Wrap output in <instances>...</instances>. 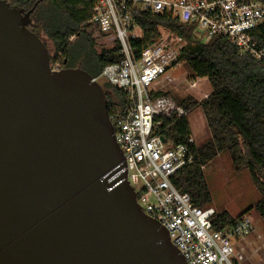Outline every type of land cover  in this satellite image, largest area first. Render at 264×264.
Masks as SVG:
<instances>
[{
	"label": "water",
	"instance_id": "95a60500",
	"mask_svg": "<svg viewBox=\"0 0 264 264\" xmlns=\"http://www.w3.org/2000/svg\"><path fill=\"white\" fill-rule=\"evenodd\" d=\"M0 0V264H185L126 180L101 85L50 70Z\"/></svg>",
	"mask_w": 264,
	"mask_h": 264
},
{
	"label": "built area",
	"instance_id": "2783aa9c",
	"mask_svg": "<svg viewBox=\"0 0 264 264\" xmlns=\"http://www.w3.org/2000/svg\"><path fill=\"white\" fill-rule=\"evenodd\" d=\"M145 15L176 20L203 43L223 37L240 54L264 62V49H258L251 36L264 22V7L259 0H95L89 21L99 34L112 35L117 42L118 61L105 66L92 81L121 94L122 101L110 100L108 119L123 155L126 180L142 212L168 232L185 264H239L232 239L253 233L249 215L217 230L213 212L194 206L171 184V178L192 163L190 146L195 145L191 138L173 144L165 133L170 123L186 116L181 106L163 95L164 87L174 82L185 41L171 29L157 26L150 42H143L147 33L137 20ZM50 70H62L60 60L50 64ZM196 87L197 82L190 81L189 88Z\"/></svg>",
	"mask_w": 264,
	"mask_h": 264
},
{
	"label": "trees",
	"instance_id": "16d2710c",
	"mask_svg": "<svg viewBox=\"0 0 264 264\" xmlns=\"http://www.w3.org/2000/svg\"><path fill=\"white\" fill-rule=\"evenodd\" d=\"M5 1L24 11L35 7L30 30L46 48L48 44L52 47L54 56L50 64L58 57L62 69L80 68L95 78L105 66L118 61L114 36L99 34L89 23L95 0ZM259 1L264 7V0ZM137 22L147 33L145 43L150 42L157 26L182 36L185 44L179 63L184 66L187 78L191 81L205 78L210 86L206 98L194 101L188 96L179 104L186 114L194 108L201 110L209 138L199 146H190L192 163L171 178L172 186L188 195L194 206L210 209L211 196L203 169L219 154L227 153L235 170L248 172L259 199L237 218L225 212L217 215L213 220L215 229L230 228L236 219L252 210L264 225V62L240 54L223 37L216 36L203 43L196 39L192 29L167 17L145 15ZM251 36L257 48L264 49V22L252 30ZM102 87L107 110L110 100L122 101L120 92L105 84ZM186 116L170 123L165 132L173 144L187 143L190 138ZM166 126L164 122L163 127Z\"/></svg>",
	"mask_w": 264,
	"mask_h": 264
},
{
	"label": "rangeland",
	"instance_id": "374dc122",
	"mask_svg": "<svg viewBox=\"0 0 264 264\" xmlns=\"http://www.w3.org/2000/svg\"><path fill=\"white\" fill-rule=\"evenodd\" d=\"M47 50L49 58H52L54 51L49 44ZM57 60L60 59L57 57ZM173 77L174 82L167 84L164 91L177 105L188 96L194 101H199L210 91L205 78L197 79V87L190 89L191 80L187 78L183 65H179L173 71ZM186 115L190 138L196 146H199L209 138L202 112L194 108ZM203 173L211 196L210 210L213 212V217L225 212L231 218H237L259 199V194L252 185L248 172L235 170L227 153H221L210 161L204 167ZM245 215L251 218L254 231L245 239H232L234 258L239 264H264V225L253 210Z\"/></svg>",
	"mask_w": 264,
	"mask_h": 264
},
{
	"label": "bare ground",
	"instance_id": "6f19581e",
	"mask_svg": "<svg viewBox=\"0 0 264 264\" xmlns=\"http://www.w3.org/2000/svg\"><path fill=\"white\" fill-rule=\"evenodd\" d=\"M252 221V220H251ZM253 224V223H252ZM254 227V226H253Z\"/></svg>",
	"mask_w": 264,
	"mask_h": 264
}]
</instances>
